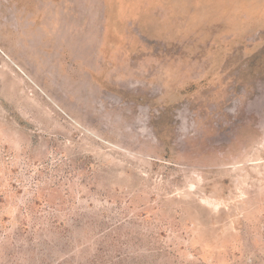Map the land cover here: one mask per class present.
<instances>
[{
	"label": "rangeland",
	"instance_id": "obj_1",
	"mask_svg": "<svg viewBox=\"0 0 264 264\" xmlns=\"http://www.w3.org/2000/svg\"><path fill=\"white\" fill-rule=\"evenodd\" d=\"M0 264H264V0H0Z\"/></svg>",
	"mask_w": 264,
	"mask_h": 264
},
{
	"label": "trees",
	"instance_id": "obj_2",
	"mask_svg": "<svg viewBox=\"0 0 264 264\" xmlns=\"http://www.w3.org/2000/svg\"><path fill=\"white\" fill-rule=\"evenodd\" d=\"M41 200H44V201L52 204L53 198L44 196L43 193H41L40 195L38 194L35 196V201L28 204L27 209L25 210V212L22 215H21V213L17 214L16 219H14L13 222H18V224L20 225V227L18 228V234L22 235L24 232L26 233L28 231V229H27V226H28L27 213H30L33 216L34 213L38 211V207L40 206L39 202Z\"/></svg>",
	"mask_w": 264,
	"mask_h": 264
}]
</instances>
